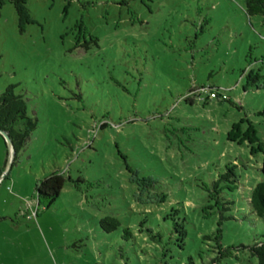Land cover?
Here are the masks:
<instances>
[{
    "label": "rangeland",
    "instance_id": "374dc122",
    "mask_svg": "<svg viewBox=\"0 0 264 264\" xmlns=\"http://www.w3.org/2000/svg\"><path fill=\"white\" fill-rule=\"evenodd\" d=\"M25 9L26 22L0 0V95L13 86L36 124L14 162L0 135V264H258L248 248L264 222L248 200L264 147L262 17L245 0ZM232 164L221 220L209 196ZM55 173L66 182L46 207L36 189ZM106 218L119 228L103 230Z\"/></svg>",
    "mask_w": 264,
    "mask_h": 264
},
{
    "label": "trees",
    "instance_id": "16d2710c",
    "mask_svg": "<svg viewBox=\"0 0 264 264\" xmlns=\"http://www.w3.org/2000/svg\"><path fill=\"white\" fill-rule=\"evenodd\" d=\"M18 16L22 21L27 20V12L25 9L26 0H9ZM121 6H128V2L122 1ZM245 13L248 17L261 16L264 23V0H245ZM26 18V19H24ZM77 27L83 29L82 22L77 23ZM98 39L96 37H89V41L85 43V49L88 51V45L93 44L97 46ZM79 40L77 44H79ZM259 77L256 75L253 77L252 82H257ZM14 87L10 86L6 91L0 95V131L6 133L12 141L15 156L24 148L29 136L36 129V124L27 116L26 103L21 96H16L13 92ZM212 89H208L209 92ZM104 126V125H103ZM262 152V162L258 169L261 180L256 186L250 190V196L248 200L249 208L252 214L258 219L264 222V147ZM13 161V162H14ZM238 167L236 164H232L231 167H227L225 172L217 177V180L212 185V192H210L209 198L215 201V205L219 207V214L221 220H229L225 217V213L230 210L232 201L224 198L228 194H232L238 186L239 176L236 174ZM66 178L63 174H52L50 177L43 180L39 186H37L36 192L39 203L45 200V206L50 207L57 197H59L61 190L64 187ZM101 227L108 233L117 230L120 226L119 222L115 219L106 218L100 222ZM127 237L130 236L128 229L124 230ZM181 234V233H180ZM182 238L186 237L185 232L180 235ZM221 237L220 229L216 232V241L219 243ZM209 239V238H205ZM251 257L257 259L258 264H264V240L256 242L248 248Z\"/></svg>",
    "mask_w": 264,
    "mask_h": 264
},
{
    "label": "water",
    "instance_id": "95a60500",
    "mask_svg": "<svg viewBox=\"0 0 264 264\" xmlns=\"http://www.w3.org/2000/svg\"><path fill=\"white\" fill-rule=\"evenodd\" d=\"M0 135L3 136L4 140L6 141V145L9 150L10 161L13 162L15 152H14L12 141L10 140L9 136L6 133L0 131Z\"/></svg>",
    "mask_w": 264,
    "mask_h": 264
},
{
    "label": "built area",
    "instance_id": "2783aa9c",
    "mask_svg": "<svg viewBox=\"0 0 264 264\" xmlns=\"http://www.w3.org/2000/svg\"><path fill=\"white\" fill-rule=\"evenodd\" d=\"M210 93V92H209ZM210 96L212 97V98H216L217 97V94H216V92H211L210 93ZM223 100H225L226 99V96H222L221 97Z\"/></svg>",
    "mask_w": 264,
    "mask_h": 264
}]
</instances>
